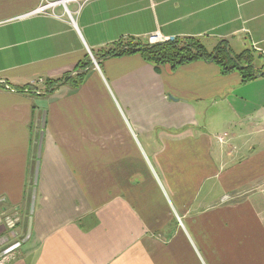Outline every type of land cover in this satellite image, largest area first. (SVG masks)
I'll return each instance as SVG.
<instances>
[{"label": "crops", "instance_id": "obj_1", "mask_svg": "<svg viewBox=\"0 0 264 264\" xmlns=\"http://www.w3.org/2000/svg\"><path fill=\"white\" fill-rule=\"evenodd\" d=\"M55 1L0 0V213L19 216L0 225V251L26 233L46 112L31 235L7 264H264V76L93 55L125 38L197 36L264 64V0ZM80 61L78 87L14 90ZM219 171L245 175L243 189L191 207L207 181L218 192ZM146 177L159 199H145Z\"/></svg>", "mask_w": 264, "mask_h": 264}, {"label": "trees", "instance_id": "obj_2", "mask_svg": "<svg viewBox=\"0 0 264 264\" xmlns=\"http://www.w3.org/2000/svg\"><path fill=\"white\" fill-rule=\"evenodd\" d=\"M148 38H129L134 42H127L126 45H123L122 40H120L113 43L109 48L101 49L93 55L96 58H106L137 53L156 71L162 66L175 69L178 66L195 61L212 62L219 67L223 74L237 71L244 82L264 76V64L257 65L260 59L259 54H256L251 48H245L235 53L225 39L219 40L212 49H208L202 39L197 36H176L156 42H149ZM89 64V61H80L74 67V72L65 74L61 78H39L43 80L41 84L32 85L29 82V84L21 88H15V90L31 91L34 90L33 88L42 86V89H36L41 94H47L62 84L78 87L83 81L84 70Z\"/></svg>", "mask_w": 264, "mask_h": 264}, {"label": "rangeland", "instance_id": "obj_3", "mask_svg": "<svg viewBox=\"0 0 264 264\" xmlns=\"http://www.w3.org/2000/svg\"><path fill=\"white\" fill-rule=\"evenodd\" d=\"M67 1H63L62 2L64 4V6H66L65 4H66ZM66 11H67V13H69L67 9H66ZM159 40H162V38L158 37V39H153L151 41L152 42H156V41H159ZM131 41L134 42L131 39L129 40V38H125L121 42H122L123 45H126L127 42H131ZM151 41L149 40V42H151ZM255 64H256V62H255ZM203 163L204 162H202V166H203ZM146 166H147V168H149V170L152 173L154 179L156 180V183L158 184L157 179L155 178V176L153 174L152 167L150 166V164H149V162L147 160H146ZM179 166H181V165H179ZM187 167H188V165H187ZM232 176H233L232 174H227V172L221 173V171H219V173L216 176V179H214L215 182H217V181L219 182V187L217 189L218 192H214V194L211 195V193H209L208 192V189H207V188H210L212 186V184L210 183L211 180L210 181H207L206 183L202 184L199 187L201 189L198 192H196V195L195 196L197 197L200 194V192L201 191L202 192H201L199 198H197V203H193L191 207H195L196 204L197 205H202L201 203H199V200H200V197H204L205 192H207L209 194V197H208L207 200H204V201H210L213 198V196H215L216 194H219L220 195L221 193H225L226 192V193H230V194L233 195V194L237 193L239 191V189L241 188L240 186L237 185V182L240 181L241 178H243V176H245V175H235L234 182L231 180V177ZM221 181L225 182V186L223 188H221V186H220L221 185ZM158 187L160 188L159 184H158ZM241 189H243V188H241ZM160 190H161V192H162L165 200L167 201V203H169L168 196H166V191L164 189H162V188H160ZM180 193H183V192H180ZM184 193H185L184 200L187 201V200H189L191 198L192 194H194L195 192H189L188 191V192H184ZM144 197H145L146 200L151 199V198H153L154 200H157V199L160 198L158 196L157 189L155 188V186L153 185V183L148 180L147 177H146V181H145V185H144ZM22 246H25V244H22L21 247Z\"/></svg>", "mask_w": 264, "mask_h": 264}, {"label": "water", "instance_id": "obj_4", "mask_svg": "<svg viewBox=\"0 0 264 264\" xmlns=\"http://www.w3.org/2000/svg\"><path fill=\"white\" fill-rule=\"evenodd\" d=\"M45 119H46V112L43 111L41 115V123H40V131L38 136V142H37V149H36V161L34 166V172H33V186L31 190V196H30V204H29V217L27 222V228L25 236L18 242H15L14 244L8 246L4 250L0 251V258L12 253L15 249H17L21 244H24L27 242L31 235L32 231V221H33V213H34V207H35V200H36V192H37V181H38V174H39V166H40V157L42 152V141H43V130L45 126Z\"/></svg>", "mask_w": 264, "mask_h": 264}, {"label": "built area", "instance_id": "obj_5", "mask_svg": "<svg viewBox=\"0 0 264 264\" xmlns=\"http://www.w3.org/2000/svg\"><path fill=\"white\" fill-rule=\"evenodd\" d=\"M63 1H67V0H57L55 2L49 3V5H53L55 3L63 2ZM39 9H41L43 11L45 9V7H41ZM158 37H160V36L153 34V35L149 36V40L151 41L153 39H158ZM162 39H164V38H162ZM42 82H43V80L39 79V80H32L30 83L33 85V84H37V83L41 84ZM4 87L7 88V89H12V87L8 86L5 83H4ZM38 93H40V91H38ZM227 136H228L227 133H222V134L217 136V140L219 142H223V141H225ZM18 222H19V216H18V213H17L16 210H13L11 213H0V225L4 226L5 228H7L9 230H12V229H14L17 226ZM9 255L10 254L0 258V264H7L9 262V260H10Z\"/></svg>", "mask_w": 264, "mask_h": 264}]
</instances>
